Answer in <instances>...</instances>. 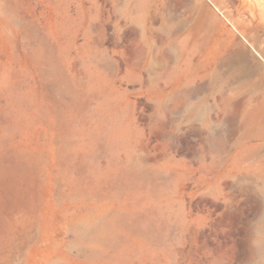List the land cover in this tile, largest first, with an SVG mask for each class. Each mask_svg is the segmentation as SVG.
<instances>
[{
	"label": "rangeland",
	"instance_id": "1",
	"mask_svg": "<svg viewBox=\"0 0 264 264\" xmlns=\"http://www.w3.org/2000/svg\"><path fill=\"white\" fill-rule=\"evenodd\" d=\"M242 4L0 0V264H264Z\"/></svg>",
	"mask_w": 264,
	"mask_h": 264
},
{
	"label": "bare ground",
	"instance_id": "2",
	"mask_svg": "<svg viewBox=\"0 0 264 264\" xmlns=\"http://www.w3.org/2000/svg\"><path fill=\"white\" fill-rule=\"evenodd\" d=\"M242 7H241V11L243 13V11H248L249 13H251L254 17L258 16L261 20H264V0H242ZM247 15V14H246ZM240 16V15H239ZM244 16V15H243ZM253 17V18H254ZM250 19V18H249ZM260 50V49H259ZM257 60V59H256ZM86 217V216H85ZM92 217V216H91ZM96 217V216H95ZM80 218V217H79ZM89 219V218H88ZM91 219V218H90ZM93 219V218H92ZM101 219V218H100ZM76 220V219H75ZM87 220V219H86ZM102 222V221H101ZM70 223V222H69ZM101 224V223H100ZM95 226V225H94ZM80 230V234L81 236L85 234L86 232V228H81ZM91 231V230H90ZM89 231V232H90ZM78 232V231H77ZM79 233V232H78ZM91 233V232H90ZM264 234V233H262ZM89 235V234H88ZM261 235V234H260ZM263 236V235H262ZM69 242V241H68ZM67 243V242H65ZM71 242H69L70 244ZM78 245V244H77ZM76 246V245H75ZM67 247V245H66ZM70 247V246H69ZM73 247V246H72ZM254 248V247H253ZM252 248V249H253ZM67 251V249H66ZM72 252V251H71ZM76 254V253H75ZM253 254V253H252ZM264 256V255H262ZM261 256V258H262ZM256 259V258H255ZM264 261V259H262ZM257 263V262H256Z\"/></svg>",
	"mask_w": 264,
	"mask_h": 264
}]
</instances>
